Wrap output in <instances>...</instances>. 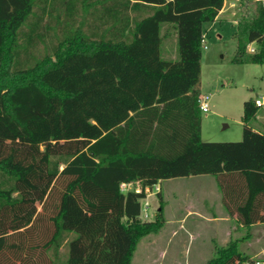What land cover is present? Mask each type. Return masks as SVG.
<instances>
[{
	"label": "trees",
	"instance_id": "obj_1",
	"mask_svg": "<svg viewBox=\"0 0 264 264\" xmlns=\"http://www.w3.org/2000/svg\"><path fill=\"white\" fill-rule=\"evenodd\" d=\"M240 1L235 61L263 64L264 0ZM224 4L0 0V264H131L166 223L145 189L175 178L213 176L230 216L264 223L255 101L241 141L202 139L203 25ZM250 260L233 241L207 264Z\"/></svg>",
	"mask_w": 264,
	"mask_h": 264
},
{
	"label": "rangeland",
	"instance_id": "obj_2",
	"mask_svg": "<svg viewBox=\"0 0 264 264\" xmlns=\"http://www.w3.org/2000/svg\"><path fill=\"white\" fill-rule=\"evenodd\" d=\"M222 10L218 21L203 25L207 48L202 49L200 89L202 95L210 97V112L202 114V139L205 142L241 141L245 124L244 103L249 100L263 102L250 126L264 132V63L235 61L236 27L247 7L240 0H225ZM168 47L163 57L175 59V43H168ZM251 47L258 48L256 43ZM203 179L202 176H195L162 181L165 226L139 242L131 264H207L217 247L227 246L235 238L250 232L246 229L242 233L234 231L225 235L221 231L195 225V218L189 216L182 227L177 224L176 220L184 216L185 211H204L203 202L211 201L212 189H217L215 181L212 176H209V183L202 182ZM218 194L222 197L221 192ZM149 205L151 220L161 206L159 197L151 195ZM260 232L264 231L254 230L255 239ZM255 239L248 242L254 243L252 248L258 250L264 245V237L262 241L255 242ZM243 244L241 247L248 243ZM262 258L250 261H262Z\"/></svg>",
	"mask_w": 264,
	"mask_h": 264
},
{
	"label": "crops",
	"instance_id": "obj_3",
	"mask_svg": "<svg viewBox=\"0 0 264 264\" xmlns=\"http://www.w3.org/2000/svg\"><path fill=\"white\" fill-rule=\"evenodd\" d=\"M224 10H222L219 13L218 19L220 18L221 14L223 13ZM218 19L216 21H218ZM263 106H260L258 108H261ZM255 130V129H254ZM257 132H262V130H255ZM195 177V176H193ZM193 177H188V178H193ZM204 178L202 182L204 183H209L211 179H209V176H202ZM212 178L215 181L216 184V190L213 188V194L212 197L210 198L211 201H204L203 202V208H205L204 211L201 210H196V209H190L188 212L185 211L184 216H182L180 219H177L176 221L178 222L177 224H180L182 227L184 225V221L187 216L189 217H194L195 221L194 224L197 226H206L208 228H212L215 231H221L226 235V233H232L235 231V233H242L244 232L247 228L243 227L241 224L237 222L236 214L232 217L228 214L226 210V206L224 205L223 202V196L221 197L218 192V186L216 179L212 176ZM161 183H159L161 192L163 194V188L161 187ZM264 214V212H262ZM186 222V221H185ZM260 229L261 231H264V223H258L256 225L251 226V229L249 230L250 234H246L245 236L241 235L237 238H235V241H238L239 243V250L243 252L245 255L250 256L252 259H257V257H263L262 258V263L264 264V245L259 248L258 250L253 249L254 243L248 242L250 240L255 239L256 235H253L254 230ZM225 237V236H224ZM262 237H264V232H260V235H258L255 239L257 241H262ZM247 241V245L244 247H241V245H244ZM244 248V249H243Z\"/></svg>",
	"mask_w": 264,
	"mask_h": 264
},
{
	"label": "built area",
	"instance_id": "obj_4",
	"mask_svg": "<svg viewBox=\"0 0 264 264\" xmlns=\"http://www.w3.org/2000/svg\"><path fill=\"white\" fill-rule=\"evenodd\" d=\"M252 44H250L248 46V51L249 53L253 54L256 52V49L254 47H251ZM203 48L206 49L207 46H206V41L204 40L203 42ZM255 104L256 106L260 107V106H263V102L259 99H257L255 101ZM200 109L202 111L203 114H207L210 112V97L209 95H202L201 98H200ZM122 190L123 191H129V190H134L138 193H140L142 191V188L140 187L139 184H137L136 186H134L133 184H124L122 185ZM161 192V188H160V185L157 184L155 185L153 188H150V187H147L145 189V193H146V198L143 202V215L142 217L144 219H149L150 218V214H148V211L150 209V205H149V197L152 195H157L158 193ZM252 260H255V259H252ZM245 264H263L262 261H248L246 262Z\"/></svg>",
	"mask_w": 264,
	"mask_h": 264
}]
</instances>
